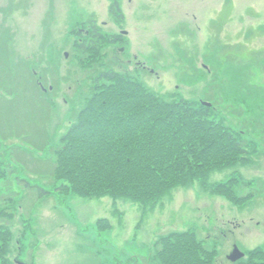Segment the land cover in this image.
<instances>
[{
	"label": "rangeland",
	"instance_id": "obj_1",
	"mask_svg": "<svg viewBox=\"0 0 264 264\" xmlns=\"http://www.w3.org/2000/svg\"><path fill=\"white\" fill-rule=\"evenodd\" d=\"M94 26L101 46L82 54L76 43ZM0 49L9 53L0 97L20 94L4 107L14 115L4 128L9 137L0 129L6 264H190L178 232L201 242L200 264L224 261L238 240L248 256L264 251V0H0ZM111 69L165 100L211 107L216 122L245 140V156L146 204L84 197L64 175L49 177L94 81ZM40 187L49 193L39 197Z\"/></svg>",
	"mask_w": 264,
	"mask_h": 264
},
{
	"label": "trees",
	"instance_id": "obj_2",
	"mask_svg": "<svg viewBox=\"0 0 264 264\" xmlns=\"http://www.w3.org/2000/svg\"><path fill=\"white\" fill-rule=\"evenodd\" d=\"M118 12L120 8L113 2L111 13L119 15ZM97 29L90 28L88 36L76 43L82 54H95L101 46L102 36ZM116 38L122 41V37ZM8 56V52L5 56L0 52V63ZM94 82L92 99L77 112L76 122L62 138L64 144L55 151L56 167L51 174H46L64 175L63 179L68 182L65 185L81 196L111 195L154 203L173 188L198 180L195 179L198 174L245 156V140L216 122L211 107L196 105L184 98L165 100L148 91L140 80L115 69L104 71ZM33 88L39 90V84L34 83ZM18 97L20 94L11 100L0 97L3 138L9 137L4 128L12 125L14 116L4 107ZM35 99L30 98L36 103ZM32 145L37 150L43 149L34 142ZM17 151L36 160L33 152L21 147L14 149V153ZM19 162L22 168L31 171L22 160ZM19 180L27 189L32 188L29 178L19 176ZM39 191V197L49 193L42 187ZM10 236L9 232L0 234L4 243L0 244V264H6L3 249ZM174 236L178 238L176 246L183 250L185 262L191 259L190 264H200V253L206 252L196 236L192 232H178ZM250 258L249 264H264V251H255Z\"/></svg>",
	"mask_w": 264,
	"mask_h": 264
},
{
	"label": "flooded vegetation",
	"instance_id": "obj_3",
	"mask_svg": "<svg viewBox=\"0 0 264 264\" xmlns=\"http://www.w3.org/2000/svg\"><path fill=\"white\" fill-rule=\"evenodd\" d=\"M222 235H224L223 237L225 239L229 236L228 233L225 230L222 231ZM218 238H220V237H215L214 238L215 245H216V241H217ZM227 246H228V250H227V252L224 255L225 259H224V261L218 262L219 264H243L244 261L247 260V259H248V262L250 261L251 258L247 254L245 255L246 257L241 258L240 260L236 261L235 263L230 259V255L232 254V252L234 251L236 246H238L242 251L245 252V250H243V245H241V242L239 240L235 241V242H231Z\"/></svg>",
	"mask_w": 264,
	"mask_h": 264
},
{
	"label": "water",
	"instance_id": "obj_4",
	"mask_svg": "<svg viewBox=\"0 0 264 264\" xmlns=\"http://www.w3.org/2000/svg\"><path fill=\"white\" fill-rule=\"evenodd\" d=\"M208 104L210 105V103ZM244 256H245V253L241 251V249L238 246H236L233 253L230 255V259L235 263L241 258H244Z\"/></svg>",
	"mask_w": 264,
	"mask_h": 264
}]
</instances>
